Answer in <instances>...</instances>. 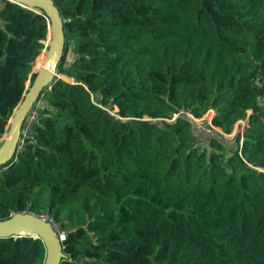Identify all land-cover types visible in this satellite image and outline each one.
<instances>
[{
	"label": "trees",
	"instance_id": "obj_1",
	"mask_svg": "<svg viewBox=\"0 0 264 264\" xmlns=\"http://www.w3.org/2000/svg\"><path fill=\"white\" fill-rule=\"evenodd\" d=\"M54 1L71 80L0 166V220L52 215L61 264H264V0ZM49 24L0 0V144ZM211 109L225 133L244 120L242 142L194 128ZM45 257L41 238H0V264Z\"/></svg>",
	"mask_w": 264,
	"mask_h": 264
},
{
	"label": "water",
	"instance_id": "obj_2",
	"mask_svg": "<svg viewBox=\"0 0 264 264\" xmlns=\"http://www.w3.org/2000/svg\"><path fill=\"white\" fill-rule=\"evenodd\" d=\"M10 1L16 2L23 7L35 10L39 13L43 10L50 24L48 39L45 42L46 45H48L47 60L42 69L36 71L35 68H33L31 74L36 73V76L32 83L31 81L27 82V91L13 112L8 131L3 136L0 144V166L10 162L16 155L24 122L46 87L54 81L55 76L67 80L64 75L58 74V66L61 63L66 47V34L60 9L55 1ZM28 84H30V86H28ZM26 235L41 238L44 241L46 247L45 264H61L67 256L63 246L65 236H60L50 222L40 218L35 213L17 212L4 220H0V238H17Z\"/></svg>",
	"mask_w": 264,
	"mask_h": 264
},
{
	"label": "built area",
	"instance_id": "obj_3",
	"mask_svg": "<svg viewBox=\"0 0 264 264\" xmlns=\"http://www.w3.org/2000/svg\"><path fill=\"white\" fill-rule=\"evenodd\" d=\"M211 110L214 111V114H213V112ZM211 110H209V111L212 112V117L209 120L203 119L202 117L198 118V117H195L193 114L188 113V115L194 120V128L197 131H202L203 133H207L208 138L211 137V136H216V133H221L225 137H228V133H225L221 128L213 125L212 120H213V117L216 114V111L214 109H211ZM36 115H37V110L36 109H31V111L28 114V118L24 122L23 130H24V133L25 134L31 131L32 124L34 123V120L36 119ZM177 116L178 115L176 113L174 115V118L169 119V120H173ZM236 125L239 126V128H241V132H242L241 142H242L243 141V131H244V120L238 121V123ZM24 141H25V138L24 137H21L20 138V142H19L18 149L24 143ZM36 215L39 216L40 218H42V219L50 222L52 224V226L56 229V231L59 233L60 236H62V237L65 236V234L61 231V227H60L59 222H57L52 217V215H50L48 213L36 214Z\"/></svg>",
	"mask_w": 264,
	"mask_h": 264
},
{
	"label": "rangeland",
	"instance_id": "obj_4",
	"mask_svg": "<svg viewBox=\"0 0 264 264\" xmlns=\"http://www.w3.org/2000/svg\"><path fill=\"white\" fill-rule=\"evenodd\" d=\"M48 46V45H47ZM46 51H47V49H45ZM44 55H45V52H44ZM37 64H40L39 63V61L37 62V59H36V63H35V66H37ZM41 64H42V62H41ZM37 70V69H36ZM67 78V77H66ZM68 80H71V78H67ZM30 81V80H29ZM28 86H30V84H28ZM118 109L116 108L115 110H114V112H116ZM212 111V110H211ZM211 111H208L206 114H205V116L204 117H202L203 119H206V120H209V119H211V117H212V113H209V112H211ZM239 130H241V128H238V130L234 133V131H235V128H234V130H233V132L232 133H228V137H229V139L231 140V139H233L234 137H235V134L239 131ZM234 133V134H233ZM205 135H206V137L208 138V135H207V133H204Z\"/></svg>",
	"mask_w": 264,
	"mask_h": 264
},
{
	"label": "bare ground",
	"instance_id": "obj_5",
	"mask_svg": "<svg viewBox=\"0 0 264 264\" xmlns=\"http://www.w3.org/2000/svg\"><path fill=\"white\" fill-rule=\"evenodd\" d=\"M39 10V9H38ZM44 52H45V55H44ZM47 54H48V52L46 51V50H44L39 56H38V58H37V62L39 61V63L40 64H37V66H35L34 68H35V70L36 71H38V70H40V69H42L43 67H44V64H45V62H46V60H47ZM41 62H42V64H41Z\"/></svg>",
	"mask_w": 264,
	"mask_h": 264
},
{
	"label": "crops",
	"instance_id": "obj_6",
	"mask_svg": "<svg viewBox=\"0 0 264 264\" xmlns=\"http://www.w3.org/2000/svg\"><path fill=\"white\" fill-rule=\"evenodd\" d=\"M212 112H213V114H214V111H213V110H212ZM212 112H210V113H212ZM211 115H212V114H211ZM238 128H239V126L236 125V126H235V131H234V133L238 130ZM234 133H233V134H234Z\"/></svg>",
	"mask_w": 264,
	"mask_h": 264
}]
</instances>
